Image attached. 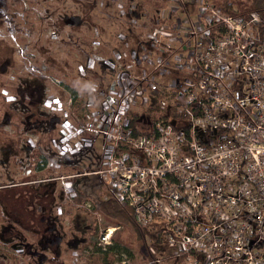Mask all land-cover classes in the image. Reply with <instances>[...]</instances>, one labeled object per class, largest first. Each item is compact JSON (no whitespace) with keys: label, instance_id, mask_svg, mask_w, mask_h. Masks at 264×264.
Returning <instances> with one entry per match:
<instances>
[{"label":"built area","instance_id":"2783aa9c","mask_svg":"<svg viewBox=\"0 0 264 264\" xmlns=\"http://www.w3.org/2000/svg\"><path fill=\"white\" fill-rule=\"evenodd\" d=\"M156 1L165 9L146 43L105 56L93 43L95 59L77 65L74 87L42 72L56 90L44 106L60 115L55 156L97 143L101 153L96 167L67 175L45 156L33 171L70 194L74 178L97 176L103 199L153 237L152 262L264 264V21L211 0ZM95 64L112 71L105 87L90 75ZM78 206L95 209L88 199ZM111 230H101V250ZM113 264L135 263L121 251Z\"/></svg>","mask_w":264,"mask_h":264},{"label":"rangeland","instance_id":"374dc122","mask_svg":"<svg viewBox=\"0 0 264 264\" xmlns=\"http://www.w3.org/2000/svg\"><path fill=\"white\" fill-rule=\"evenodd\" d=\"M130 4L134 5L133 9L127 8ZM161 5L162 3L158 5L153 0H0V122L21 132L16 136L0 132V142L4 144L0 155L3 156L5 152L8 156L0 161L1 183L24 179L22 174L31 172L30 167L40 153V150L39 152L32 150L25 142L24 131L39 130L40 136L48 142L44 150L50 154L49 141L59 128L60 115L44 106V100L56 94V90L42 77V72L52 70L61 77L66 76V73L72 74V80L67 77V81L74 87L76 67L79 63H84L86 57L92 55L93 43L99 45L97 54L100 56L110 55V52L117 48L122 52L138 42L146 43L148 39L146 34L150 24L154 22L153 15H158L160 9H165V6L159 7ZM53 32L55 37L52 36ZM90 58L95 59L93 56ZM26 59L34 64L33 69H29ZM103 60L104 58L100 57L98 62ZM36 67L40 75L35 72ZM93 69L90 75L97 80L92 78L91 80L100 81L97 85L105 87L111 79L107 73L110 71L111 74L112 71L110 69L105 71L97 64ZM19 144L28 146L22 145V148H18ZM100 153V144L97 143L87 153L82 151L73 156H65L62 160L71 162L70 165L77 164L85 170L90 166H97V156ZM12 158L15 162L11 160ZM59 163L62 164L61 159ZM72 171L74 173L75 168H71L70 172ZM6 172L10 175L3 174ZM76 182L86 184L85 196L94 204L95 209L76 206L85 198L78 193V191L84 193L83 186L79 185L78 191L75 190L71 194L72 200L68 199L73 206L69 208L70 221L59 223L54 230L60 231L61 234H55L51 240L46 237L48 242L45 246L39 245L38 240L42 239L41 218L46 214L44 210L46 203L21 206L14 201L5 202L4 209L7 213L5 214L1 208L0 214V230L3 231L0 235V244L5 247L0 246V257L4 256L3 252L10 253V249L22 246L21 242L13 241L14 231L6 217L18 221L22 226L24 216H29V220L36 225L34 239L31 240L29 253L22 254L21 258L17 257L19 264H108L97 249L98 245H103L99 244V237L101 230L105 228L112 229L111 243L125 247L133 256L135 264H160L152 262L153 257H148L145 249L148 239L153 243V237L150 235L145 237L143 231L133 224L126 211L116 203L103 199L104 192L97 176L83 177ZM44 187L28 186L30 190H40ZM45 188L55 190L50 200L57 203L56 199L60 197L58 191L62 192L60 184L54 183ZM17 193V187L9 186L6 190L0 191V197ZM36 205L41 207H36L33 211ZM21 207L25 210H21ZM11 209L14 212L8 216ZM20 210L24 216L15 213ZM50 217L53 222L56 221L52 213ZM13 225L14 229L17 228L16 222ZM66 233L78 241L68 242ZM91 237L95 238L87 243ZM66 248L68 254L65 252ZM54 249L57 252L56 255L54 253L56 258L51 260L49 254H52ZM76 253L82 254L83 257L79 256L76 259L74 255ZM40 257L41 261L38 260ZM7 259L13 263L12 258ZM110 259L113 264L115 260Z\"/></svg>","mask_w":264,"mask_h":264},{"label":"flooded vegetation","instance_id":"af4514ba","mask_svg":"<svg viewBox=\"0 0 264 264\" xmlns=\"http://www.w3.org/2000/svg\"><path fill=\"white\" fill-rule=\"evenodd\" d=\"M52 36L55 37V33L54 32L52 33ZM13 40H15V38H13ZM78 55L79 54H77V56ZM26 60H27V65H28L29 69H33L34 68V64L29 59H26ZM8 120L11 122L9 116H8ZM0 132L5 133L6 135H9V136L10 135L16 136V135H19L21 133L18 129H15L14 127H12L10 125L2 124L1 122H0ZM23 133H24L23 137H24V135H26V138L24 137L25 142H27V144H29L32 147L31 148L32 150L35 151L36 148L39 149V150L41 149L40 153L37 154L36 160L39 157L45 156V157H48V158H52V159L58 160L60 162V159H57V157L55 156V154L53 152V149H52V140H53L54 136H51V140L49 141V144H50L49 152H50V154H48L44 150L45 144L48 143V142L46 141V139H43V140L40 141V132H39V130H31V131H27V132L24 131ZM34 137H36V139H37L35 143H34V140H33ZM14 145H16V144L14 143ZM22 145H26V144H19L18 148H22ZM26 146H28V145H26ZM3 147H4V144H2V142H0V154H1L2 150H3ZM7 157H8L7 154L5 152H3V156L0 155V161L5 160ZM11 160L13 162H15L14 158H12ZM61 161H62V168L65 167V166H68L69 167V172H66V173L65 172H61V169H62L61 168L58 171L60 174H65V175L70 174V168L72 167V165H77V164H71L70 165L71 162H68L66 160H61ZM3 174L10 175L7 172L3 173ZM54 174H55L54 171H49L48 172L49 176H52ZM30 175L27 176L25 180L23 178H21V179H18V180H12V181H10L8 183H1L0 182V191L1 190H6L9 186H15V187L18 188V193L17 194L11 195V196H6L4 198L0 197V214H1V208L3 209L5 214L7 213L6 210L4 209V207L6 208L5 202H7L8 200L14 201L15 203H17V204H19L21 206L25 205V204H29V205L34 206L35 204L46 203V207L44 208L46 214H45L44 217L41 218V220H42V228L40 230V234H41V238L42 239L38 240L39 245L45 246L46 243L48 242V239L51 240V238L55 234H61V232L58 231V230L55 232L54 228L56 229L57 225L59 223H66V222L70 221V217L71 216H69V213H70L69 208H71L73 206H72L71 202L68 199H71V194L69 192H65L62 189L60 182L57 181V180H52V179H44V180H42L41 175L39 173L35 177H34V175H33V177H30ZM83 177H87V176H83ZM83 177H81V178H83ZM78 179H80V178H77L76 180H78ZM54 183H59L60 184V189L62 190V192L58 191L60 193L59 194L60 197L58 199H56L57 203H52L51 200H50L51 196L55 193V190L54 189H50V188H45L46 186L52 185ZM72 184H73V189L77 190V191H78V186L79 185L83 186L84 193L83 192H79V191H78V193L85 197L84 200H87V197L85 196V194H87V186H86V184L85 183H77L76 181H73V180H72ZM21 185H24V186H21ZM19 186H21V187H19ZM28 186H31V187L45 186V187L40 189V190H30L28 188ZM22 188H25V190H23ZM8 197H12V199H7ZM80 204L81 203H77L76 206H78ZM36 207L40 208L41 206L36 205L33 208V211H34V209ZM79 207H81V206H79ZM23 209H24V207H21V210H23ZM21 210H20V212H15V213L21 214L22 216H24V214L21 213ZM29 211H30L29 215H31L32 214L31 209H29ZM11 212H14V211L11 209V211L8 212V216L12 215ZM51 213L55 216V220H56L55 222H53L51 220V217H50ZM6 218H7L6 221L9 223L10 227H12V229L14 231V234H13L14 240L13 241L21 242L22 246L21 247H17L14 250L9 248L10 249V253L3 252L4 256L2 255V257H0V264H19L17 262V260H18L17 257L21 258L22 254L25 255V254L29 253V248L31 246V240L34 239V230H35V226L36 225H35V223H33L32 221L29 220V216L28 217L24 216V219H22L23 220V222H22V226L23 227L20 225V223H18V221L14 220V219H11L9 217H6ZM15 222L17 224L16 225L17 228L14 229L13 223H15ZM50 233H51V235H50ZM2 234H3V231L0 230V235H2ZM66 239H68V242L71 240L72 243L73 242L75 243L76 241H78L77 239H72L71 235H68V233H66ZM0 246H3V245L0 244ZM3 247H5V246H3ZM65 252H66V254H68V249L67 248H66ZM54 253H55V255L57 254L55 249L53 250L52 254H49V257H51V260L56 258V256H54ZM74 255L76 256L75 257L76 259L79 256L83 257L82 254H78V253H76ZM7 257L12 258L13 263H11L10 260L7 259ZM38 260L41 261L42 258L40 257V258H38ZM44 260H45V256H44ZM47 261H48V258H47ZM58 264H60V263H58Z\"/></svg>","mask_w":264,"mask_h":264},{"label":"trees","instance_id":"16d2710c","mask_svg":"<svg viewBox=\"0 0 264 264\" xmlns=\"http://www.w3.org/2000/svg\"><path fill=\"white\" fill-rule=\"evenodd\" d=\"M211 1L213 2L215 6L216 5L219 6L225 13L232 14V15L240 14V15L245 16L249 13L257 12L260 14V16L262 17L264 21V0H211ZM154 2L160 3L156 0H154ZM67 77L69 80H72V74L66 73V76H64V78L67 79ZM74 80H75V77H74ZM35 150L39 152V149L36 148ZM35 159L30 168L34 167ZM71 168H75V170H80V167H78L77 165H72ZM62 170L65 173L69 172V167L65 166L61 169V171ZM76 179L77 178H74L73 181H76ZM93 238L95 237H91V239L88 242L92 241ZM97 249H100V248L97 247ZM124 250L127 251L125 247L117 243L115 244L111 243V245H108L105 250L100 249L98 250V252H100V254L103 255L104 261H106L108 264H111L112 260L110 258L115 260L117 254Z\"/></svg>","mask_w":264,"mask_h":264},{"label":"crops","instance_id":"0c3cea01","mask_svg":"<svg viewBox=\"0 0 264 264\" xmlns=\"http://www.w3.org/2000/svg\"><path fill=\"white\" fill-rule=\"evenodd\" d=\"M41 140H43V137L40 136V141H41ZM30 169H31V170H30V171H31V172H30L31 175H30V173L25 174V175L22 174V177H24V180H25L26 177L29 176V175H30V177H33V175H34V177H35V176L38 174L37 172H35V170L33 171V168H30ZM24 170H25V169H24ZM26 171H27V170H26ZM27 172H28V171H27Z\"/></svg>","mask_w":264,"mask_h":264}]
</instances>
